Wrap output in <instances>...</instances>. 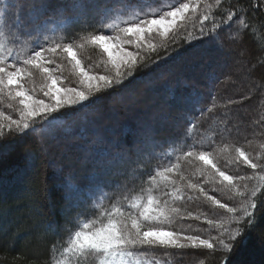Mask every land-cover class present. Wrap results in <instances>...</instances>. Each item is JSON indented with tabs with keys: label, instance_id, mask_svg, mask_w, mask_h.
<instances>
[{
	"label": "snow or ice",
	"instance_id": "6c2138e0",
	"mask_svg": "<svg viewBox=\"0 0 264 264\" xmlns=\"http://www.w3.org/2000/svg\"><path fill=\"white\" fill-rule=\"evenodd\" d=\"M224 2L176 0L161 14L160 10L150 7L147 0H59L55 4L52 0L38 3L34 0L27 8L21 3L0 0V101H6L7 107L18 114L14 119L0 111V140L35 134L40 150L46 153V141L55 139L58 134L70 135L79 129L76 134L85 138L93 122L83 125L86 113L81 110L94 102L97 93L123 86L159 48L167 52L168 41L178 33L186 32L182 42L192 47L193 41L214 43L219 30L233 21L239 26L238 31L248 29L247 7L231 4L224 7ZM241 7L243 15H240ZM252 7H264V0H253ZM66 11L70 15H65ZM218 11L225 15L217 19ZM74 25L81 29L76 38L69 35ZM93 25L94 30L88 31ZM154 36L160 38L159 42L154 41ZM89 46L107 55L105 64L111 65L112 74H97L85 66L79 53ZM128 46L136 51L129 50ZM57 57L66 60L71 75L79 79L80 87L61 86L67 78L63 76L64 65L57 63ZM160 59L157 55L156 60ZM37 76L39 91L46 99H38L36 87L27 86L35 85ZM185 99L191 107L185 116L188 127L183 137L173 139L162 152L149 151V146H145L136 152L135 158L128 159L129 172L140 180L138 191L135 186L130 189L125 184L113 199L105 183L95 175L89 177L83 187L70 176L65 178L61 187L65 191L66 211L91 202L89 206L96 215L85 221L81 213H76L77 230L61 253L66 259L57 260L55 264H68L69 256L81 260L92 256L96 264H160L159 260L146 258L155 249L219 251L224 254L220 264H227L236 239L245 227L251 229L256 225L257 210L264 206V158L260 152L253 155L243 147L228 143L215 152L196 151L197 147H211L217 135H230L231 130L216 120L219 107L216 103L201 107L196 94ZM70 107L78 110L71 116L63 115L62 110ZM260 120L264 121V116ZM204 125L207 127L199 138L187 145L192 129ZM258 135L264 136V131ZM183 146L191 150L182 152ZM150 147L155 149L159 145L151 142ZM259 148L264 150V143ZM153 156L162 163L149 172L144 161ZM116 158L123 160L124 156L117 153ZM220 159L227 161L223 169ZM182 160L189 163L195 160L202 166L185 174ZM165 161L167 163H163ZM228 165L247 166L252 173L232 175ZM146 172L149 173L147 178L141 179ZM193 177L202 180L194 182ZM217 191L228 193V199L239 203L230 206L210 194ZM186 193H189V201L194 198L190 193H197L195 198L202 197L213 209L225 210L227 217L212 219L205 213L183 211L177 204L185 200ZM177 219H203L208 227L193 229L192 233L173 230L171 225ZM213 231L215 235L211 234ZM195 264H205V260L198 259Z\"/></svg>",
	"mask_w": 264,
	"mask_h": 264
},
{
	"label": "trees",
	"instance_id": "16d2710c",
	"mask_svg": "<svg viewBox=\"0 0 264 264\" xmlns=\"http://www.w3.org/2000/svg\"><path fill=\"white\" fill-rule=\"evenodd\" d=\"M33 2L9 0L10 4L21 3L25 8ZM52 2L55 4L59 0ZM174 2L176 0H147L148 5L160 10L161 14L168 10V4ZM252 3L253 0L224 2V7L229 4L247 7L248 29L238 31L239 26L233 21L219 30L214 43L193 41L192 47L182 42L186 32L178 33L173 38L174 43L168 41L167 52L163 47L159 48L123 86L97 93L94 102L81 110L86 113L82 124L86 126L89 121L93 122L85 132V138L76 134L79 129L70 135L58 134L55 139L46 141V153L40 150L35 134L8 136L0 140V264H55L57 260L66 259L61 253L77 230L76 213H81L86 221L94 218L96 211L89 206L91 202L81 203L71 212L66 211L65 191L61 187L65 178L70 176L74 183L83 187L88 178L95 175L105 183L106 191L113 194V199L122 192L125 184L130 189L135 186L138 191L140 180L129 172L128 159L135 158L136 152L145 146H149V151L162 152L173 139L183 137L188 127L185 116L191 107L185 98L192 94L199 97L201 107L216 103L219 106L216 120L231 130L230 135H217L211 147H197L196 151L215 152L228 143L243 147L253 155L260 152L264 158V150L259 148L264 143V136L258 135L264 131V121L260 120L264 116V7L253 8ZM243 7L240 15L244 14ZM65 15L70 13L66 11ZM223 15L218 11L217 19ZM94 28L93 25L88 31ZM80 31V26L74 25L69 29V35L76 38ZM104 34L112 35L111 32ZM159 39L154 36L155 42ZM79 55L94 73L110 75L114 71L105 64L107 58L99 48L89 46ZM157 55L160 60H156ZM55 59L64 65L63 76L67 78L61 86L80 87L79 79L71 75L66 60ZM39 83L37 76L35 85H27L36 87L37 98L43 97ZM77 110L75 107L66 108L62 114L71 116ZM0 111L18 118L14 109L7 107L6 101H0ZM206 127L193 128L187 145L198 139ZM151 142L159 147L151 149ZM189 150L187 146L182 147V152ZM117 153L124 159H117ZM172 161L175 162V157ZM160 163L156 156L144 161L149 172ZM180 163L185 174L202 166L195 160ZM219 164L223 169L227 161L220 159ZM228 168L232 175L252 173V169L243 165H228ZM148 174L146 172L141 179H146ZM193 180L200 182L202 178L193 177ZM188 194L177 204L183 211L205 213L212 219L227 217L225 210L213 209L202 197L195 198L197 193H190L194 198L187 200ZM210 194L230 206L239 203L228 199L226 192ZM257 217L256 225L251 229L245 227L236 239L227 264H264V206L258 208ZM207 227L203 219H177L171 225L173 230H187L189 233ZM223 256L222 252L203 249H155L146 258L159 260L160 264H195L198 259H204L205 264H220ZM67 259L68 264H96V258L92 256L83 260L70 256Z\"/></svg>",
	"mask_w": 264,
	"mask_h": 264
},
{
	"label": "rangeland",
	"instance_id": "374dc122",
	"mask_svg": "<svg viewBox=\"0 0 264 264\" xmlns=\"http://www.w3.org/2000/svg\"><path fill=\"white\" fill-rule=\"evenodd\" d=\"M156 37H158V36H156ZM129 48V50H131V51H135L134 49H133V47L132 46H129L128 47ZM105 56H106V58H107V55L105 54ZM111 66V65H110ZM38 99H46L45 97H41V98H38ZM244 109H246V108H244ZM243 109V110H244ZM241 110H242V108H241ZM250 264V263H249Z\"/></svg>",
	"mask_w": 264,
	"mask_h": 264
}]
</instances>
